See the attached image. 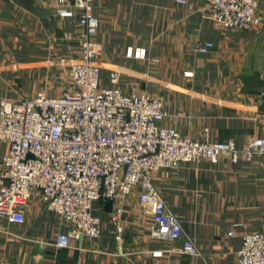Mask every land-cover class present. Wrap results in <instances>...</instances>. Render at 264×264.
I'll list each match as a JSON object with an SVG mask.
<instances>
[{
	"label": "crops",
	"instance_id": "obj_1",
	"mask_svg": "<svg viewBox=\"0 0 264 264\" xmlns=\"http://www.w3.org/2000/svg\"><path fill=\"white\" fill-rule=\"evenodd\" d=\"M256 1L261 25L227 30L206 16L209 0H93L94 39L104 46L100 88L128 93L135 87L162 99L165 116L157 123L182 136L231 140L237 148L264 138V0ZM80 27L56 15L47 0H0V98L66 90L80 53ZM203 42L213 44L207 53L196 51ZM114 69L116 84L109 79ZM7 150L0 142V171ZM152 183L199 255L180 253L181 240L151 237V209L139 202L137 189L110 210L106 200L93 202L97 239H72L69 248H58V235L70 225L31 191L21 223L0 217V264H237L242 233L264 228V155L161 168ZM118 208L120 231L111 219ZM235 223L242 226L229 236Z\"/></svg>",
	"mask_w": 264,
	"mask_h": 264
},
{
	"label": "built area",
	"instance_id": "obj_2",
	"mask_svg": "<svg viewBox=\"0 0 264 264\" xmlns=\"http://www.w3.org/2000/svg\"><path fill=\"white\" fill-rule=\"evenodd\" d=\"M60 17L81 25L80 53L70 68L68 88L50 97L43 91L23 100L0 98V142L7 143L1 160L0 217L23 221L28 194L38 191L47 209L67 223L59 234L58 248H69L72 239L95 240L100 220L92 215L94 201L121 205L133 189L139 202L151 209L152 238L181 240L180 253L197 256L196 245L183 235L180 221L168 210L152 176L161 168L224 157L236 163L264 155V138L252 137L241 147L233 141L206 142L182 136L160 126L165 116L162 99L132 87L101 89L98 60L104 46L94 36L98 20L88 13L93 0H47ZM185 5L187 0H173ZM206 16L222 29L249 30L261 25L256 0H209ZM213 44L199 43L196 51L207 53ZM126 56H131V49ZM120 72L109 74L112 84ZM112 221L118 226V213ZM242 225L232 224L229 236ZM237 264H264V228L243 232L236 253Z\"/></svg>",
	"mask_w": 264,
	"mask_h": 264
},
{
	"label": "water",
	"instance_id": "obj_3",
	"mask_svg": "<svg viewBox=\"0 0 264 264\" xmlns=\"http://www.w3.org/2000/svg\"><path fill=\"white\" fill-rule=\"evenodd\" d=\"M106 206H107V209L110 210V208L112 206V202L106 201Z\"/></svg>",
	"mask_w": 264,
	"mask_h": 264
}]
</instances>
